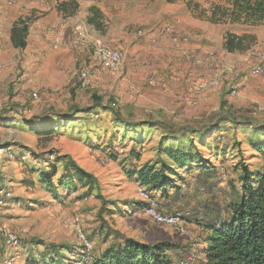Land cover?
<instances>
[{
	"label": "rangeland",
	"instance_id": "obj_1",
	"mask_svg": "<svg viewBox=\"0 0 264 264\" xmlns=\"http://www.w3.org/2000/svg\"><path fill=\"white\" fill-rule=\"evenodd\" d=\"M69 1L15 0L12 9L0 0V19L6 15L5 22L35 24L43 35L48 29L53 40L49 24L64 20L65 42L55 47L52 40L50 48H65L77 58L68 59L59 75L47 76L52 85L46 81L37 90L16 57L0 63V264H34L43 256L50 263L54 249L64 264H86L123 239L164 242L176 247L168 254L173 264L187 252L194 264H204L199 254L204 232L196 221L223 213L243 167L264 170L247 143L256 135L264 139V131L247 126H264V95L250 92L264 88V75L249 79L235 98L221 87L196 93L186 77L194 68L173 54L164 29L171 27L191 46L220 58L230 35L242 47L232 58L236 63L244 51L264 49V0H77L76 9ZM61 4L67 12L58 18ZM91 7L101 14L96 27L84 23ZM75 26L85 28L82 46L72 44ZM96 41L121 53L119 75L111 76L94 61ZM82 70L92 76L86 88L77 80ZM102 107L116 112L122 123ZM187 131L200 132L191 138ZM193 146L215 167L209 187L199 186L196 171L175 169L163 154L165 149L193 152ZM65 162L95 179L92 190L58 184ZM162 162L175 169L177 178L171 179L179 189L170 188L166 199L155 198L168 214L191 215L182 231L154 223L136 206L142 188L134 172ZM44 166L55 168L52 186L32 174ZM2 229L16 235L15 245L7 243ZM76 229L89 248H82Z\"/></svg>",
	"mask_w": 264,
	"mask_h": 264
},
{
	"label": "trees",
	"instance_id": "obj_2",
	"mask_svg": "<svg viewBox=\"0 0 264 264\" xmlns=\"http://www.w3.org/2000/svg\"><path fill=\"white\" fill-rule=\"evenodd\" d=\"M69 2H73L70 4L74 9L77 8V0H70ZM64 6V4H61V7L57 11L67 12ZM88 13L91 16L87 18V23L96 27V23L102 20L99 10L91 7L88 9ZM28 32L29 27L27 23H16L10 31L12 47L24 49ZM224 42L223 50L227 53L241 51L242 47L238 39L227 35ZM93 102L100 106L99 100H93ZM108 109V107L101 108L103 111H107ZM107 112L111 114L115 122L122 123L116 112L110 110ZM85 113L88 114L87 110ZM68 115H62V117L66 118ZM231 124H235L234 121H231ZM247 126L254 132L264 131V126H257L253 123ZM199 132L187 131L186 135L192 138V134H199ZM199 139L201 142L202 139ZM247 143L253 153L264 162L263 137L256 135L254 140L248 139ZM163 154L175 169L184 170L189 173L196 171L199 176L197 179L199 186L209 187L215 182V167L210 165L208 157L206 159V157L198 152L196 146H193V152L165 149ZM46 166H44V169L32 172V174H36L42 183L52 186V178L55 176L56 171L53 167H49L45 171ZM175 169L162 162L158 167L150 165L142 166L134 172L133 176L151 198L156 199V196H161L163 199H166L170 188L179 189L174 184L175 181L171 179L172 175L177 178ZM57 182L59 185L63 184V186H66L67 189L80 185L81 187H86L88 190H92L95 185V179L72 162H65L63 164L62 173L58 176ZM136 206H139L143 210L145 203H137ZM196 225L200 226L204 232L202 247L199 251V254L203 257L204 264H264V170L262 172H252L243 167L239 176V186L234 189V196L225 205L223 213L219 212L214 215L200 216L196 221ZM175 250L176 247L164 242L154 245H144L131 239H123L122 243L106 249L99 259H92L89 263H85L173 264L168 254ZM52 254L54 258L50 259V263L43 256L41 261H34V264H64V257L58 249H54ZM72 254L74 255L75 253ZM189 255L192 254L190 252L185 253L183 259Z\"/></svg>",
	"mask_w": 264,
	"mask_h": 264
},
{
	"label": "built area",
	"instance_id": "obj_3",
	"mask_svg": "<svg viewBox=\"0 0 264 264\" xmlns=\"http://www.w3.org/2000/svg\"><path fill=\"white\" fill-rule=\"evenodd\" d=\"M4 2L6 7L16 8L15 0H4ZM164 32L170 40L173 54L194 68L187 70L186 77L189 81L194 82V90L196 93H205L211 89L221 87L227 90L230 97L235 98L239 96L241 86L249 79L264 75V49L260 51L248 49L243 52L244 58L233 63L232 61H225L224 58H220L214 52L200 51L197 47L191 46L188 37L177 35L171 27H166ZM85 40V28L75 26L72 30V43L76 46H82ZM53 41L55 47L62 45L61 32H56ZM91 50L94 61L108 74L117 76L122 72L123 58L119 51L99 41L94 42ZM225 53L227 52L225 51ZM197 69H202V71L198 73L199 71ZM77 80L82 88H86L90 84L92 76L88 71L82 70L77 73ZM34 97L37 98L36 96ZM138 197L141 202L145 203V208L143 209L145 217L158 225L183 230L182 223L190 217L189 213H166L158 201L151 198L144 189L138 190ZM1 232L4 234L8 244L15 245L17 243L16 235L8 233L4 229ZM75 232L81 240V243L89 248L80 229H76ZM194 262V256L189 255L182 259L179 264H194Z\"/></svg>",
	"mask_w": 264,
	"mask_h": 264
},
{
	"label": "crops",
	"instance_id": "obj_4",
	"mask_svg": "<svg viewBox=\"0 0 264 264\" xmlns=\"http://www.w3.org/2000/svg\"><path fill=\"white\" fill-rule=\"evenodd\" d=\"M56 13L58 18H62L60 12L56 11ZM88 17L89 13L86 18ZM5 18H7L6 15L4 18L2 17L0 19V63H9L13 57H16L15 64L19 62L21 66H24L26 73L31 76L32 89H40L47 83L52 85L53 81L51 83L48 81V75H59L61 71H63L65 63L69 61L68 59H73V62L77 61V58L71 56L69 51L65 48L57 51L51 50L50 45L52 44L53 39L50 37V32L47 29V34L43 35V33L37 28L35 29V24L29 27L25 48L22 50L13 48L10 41V31L16 23H12L10 20L5 22L8 20L6 19L4 21ZM84 23H87V20H84ZM49 27L52 29L54 28V33L57 31L62 33V42L64 43L68 24L63 20L60 23H51L49 24ZM87 27L89 28V26ZM234 56L235 54L225 53L222 55V58H224L225 61L230 62L233 60L232 58ZM64 75L68 76V73ZM46 81L48 82L46 83ZM246 85L247 82L241 86L240 90L245 88ZM250 92L255 96L264 95V88H253L250 89Z\"/></svg>",
	"mask_w": 264,
	"mask_h": 264
}]
</instances>
